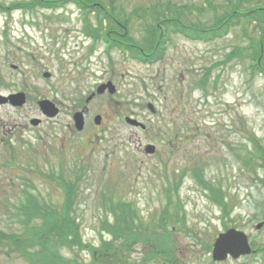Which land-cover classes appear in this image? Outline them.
I'll use <instances>...</instances> for the list:
<instances>
[{
    "label": "rangeland",
    "instance_id": "374dc122",
    "mask_svg": "<svg viewBox=\"0 0 264 264\" xmlns=\"http://www.w3.org/2000/svg\"><path fill=\"white\" fill-rule=\"evenodd\" d=\"M32 1L0 0V95L26 96L21 106L0 103L3 131L12 138L0 146V264H41L33 258L42 252L39 237L28 235L17 210L25 189L61 205L63 189L48 178L61 170L73 176L82 173L75 176L80 233L85 242L105 247L110 260L114 257L111 264L172 263L162 258L144 261L149 249L143 242L130 243L124 235L119 238L103 230L105 221L115 217L106 195L134 203L135 230L141 226L152 230L169 211L173 222L169 226L176 227L171 234L175 264H264V161L251 154L254 138L264 147V72L251 68L255 46L264 34L261 20L247 15L233 19L222 36L209 35L207 40L189 38L173 26L167 30L160 22L163 35L167 32L164 53L143 62L88 36L87 17L74 0L50 7L14 6ZM98 1L108 7L111 3ZM240 2L243 9L264 7V0ZM114 3L119 17L143 10L129 20V33L137 41L148 34L154 6L170 13L178 10L184 21L196 25L210 24L216 12L221 16L228 6L240 5L238 0ZM90 15V23L96 25V11L90 10ZM45 72L50 77H44ZM109 81L115 92L99 95L97 87ZM43 100L59 107L55 119H45ZM84 109L86 126L78 131L73 117ZM97 115L102 116L99 127L94 123ZM127 116L146 128L130 125ZM35 118L45 121L34 127L30 122ZM56 132L62 137L58 143L54 137L39 141ZM148 145L156 146L154 153L146 152ZM193 167L203 172L214 190H222L219 198L228 204L225 212L212 191L197 180ZM69 221L74 226V220ZM227 222L229 228L248 235L255 254L223 262L212 259L207 244L225 232ZM27 225L32 223L27 220ZM73 246H60V253L77 255L87 264H104L95 260L94 247Z\"/></svg>",
    "mask_w": 264,
    "mask_h": 264
},
{
    "label": "trees",
    "instance_id": "16d2710c",
    "mask_svg": "<svg viewBox=\"0 0 264 264\" xmlns=\"http://www.w3.org/2000/svg\"><path fill=\"white\" fill-rule=\"evenodd\" d=\"M37 1L40 3L44 2L43 0ZM66 1L68 0H59V2H57V0L54 2L48 1L49 4L47 5L57 6L59 3H64ZM75 1L82 7L86 5L88 9H94L97 13V24L94 26L88 22L86 26L89 35L93 36L97 41H105L108 49H120L124 53H129L132 57L143 62H152V60L160 58L164 53V43L167 32H164L163 35L162 27H159L160 22H162L163 25H167H165L166 27L164 26L167 30H170L171 26H173L176 32H180L189 38L207 40L211 38L209 35H214L213 37L222 36L223 33L229 29V22L231 20H240L247 15L256 17V20H261V23H263L262 31L264 33V7L257 4L251 6L249 9H243L241 8L240 0H238L240 5L237 3L234 7L228 6L221 16L216 12L210 24H208V21H206L205 24H201L203 21L196 23V25L194 22L190 24L189 22L187 23L186 20L184 21L182 17L179 16L180 14H177L178 10L174 13V9L171 10L169 8L171 10L170 13L169 10L156 9L154 6L151 9L152 20L146 26L148 34L142 41H137L129 33V20L134 14L138 15L139 11L143 10L137 8L133 13L127 16L123 14L122 17H119L118 13H121L117 12L118 8L114 0H111L109 7L107 5L105 6L104 2H99L98 0ZM84 1H87V3ZM92 4H95V6H92ZM18 6L23 7L30 5L21 3ZM90 10H87L88 14ZM103 10L106 11L104 14H102ZM144 16H146V12ZM106 20L109 21L107 26L104 25ZM253 43L256 45V41H253ZM236 49L239 53L244 51V49ZM251 68L254 73L264 72V34H262L259 46H255ZM252 141L253 150L251 154H253L255 158L258 159L260 157L264 161V147L258 143L257 139L254 138ZM251 161L252 159L250 162ZM247 165H249V163H247ZM193 169L197 180L202 183L205 189L212 191L217 197V201L223 205L222 208L225 212L228 208V204L225 198L223 200L219 198V194L222 193V190H214L215 188L212 187L211 183L204 178L203 172L200 173L198 167H193ZM79 174L75 173L73 176V174L71 175L68 171L61 170L56 174L48 175V178L58 181L60 188L63 189L64 201L61 205L47 202L44 198L42 199L32 194L29 190H25L24 199L21 201L17 213H19L22 216L21 219L25 221V225L28 228V235H31L33 239L39 237L38 241L42 248V252H38L33 258L40 261L41 264H87L80 257H77V255L68 257L60 253V246H67L72 249L75 244L78 245L77 248L87 247V245H89L90 249L94 247L95 260L100 263L106 264L110 260V256L105 247L101 246L99 248L100 245L96 246L85 242L80 233V227L77 221L78 216L75 213L77 209V177ZM106 197L110 199L109 207L115 217L113 221H105L103 227L104 231L115 234L119 238L124 235L125 239L130 243H135L138 240L143 242L147 249H149L143 258L144 261L154 262L162 258L163 262L166 261L167 263L175 264L177 261L176 243L172 240L171 234L176 227L175 225L169 226L173 223L170 221L169 211H164L158 224L153 227L152 230L144 226L135 230L134 218L137 217V210L134 203L132 204L131 201H124L123 199L114 200L111 195H106ZM170 197L171 195L169 194V198ZM174 217L176 218V222L181 219L178 211L175 213ZM69 219L74 220V226L70 225ZM27 220L32 223L30 228L27 225ZM224 225L225 230L229 228L228 222L224 223ZM129 230H131V232H129ZM158 230L162 231L160 232ZM101 242L106 246L107 241L104 236H102ZM207 248L211 250L212 245L207 244ZM110 262H114V257H111L109 263Z\"/></svg>",
    "mask_w": 264,
    "mask_h": 264
},
{
    "label": "water",
    "instance_id": "95a60500",
    "mask_svg": "<svg viewBox=\"0 0 264 264\" xmlns=\"http://www.w3.org/2000/svg\"><path fill=\"white\" fill-rule=\"evenodd\" d=\"M50 73H44V77H50ZM109 88L112 93L115 92L116 88L112 82L105 84L99 88V93H102ZM4 102L10 101L13 105L20 106L26 101V97L23 93L12 94L8 97H3ZM148 108L152 112H156L155 106L152 103L148 104ZM41 109L45 115L55 116L58 114L59 109L56 107L55 103L50 100H43L41 103ZM77 127L82 129L84 126V116L82 112L76 114ZM101 116L98 115L95 118L96 123H100ZM33 125H38L40 119L35 118L32 121ZM126 122L132 126L146 128V125L134 117L127 116ZM156 150L155 145H148L146 152L154 153ZM263 226V222L259 223L256 228L260 229ZM252 246L248 235L242 231L235 228H230L227 231L221 233L213 244L212 256L214 261L222 262L227 260L230 256L232 258H240L241 256L249 255L252 253Z\"/></svg>",
    "mask_w": 264,
    "mask_h": 264
},
{
    "label": "flooded vegetation",
    "instance_id": "af4514ba",
    "mask_svg": "<svg viewBox=\"0 0 264 264\" xmlns=\"http://www.w3.org/2000/svg\"><path fill=\"white\" fill-rule=\"evenodd\" d=\"M109 82H111V81H109ZM108 82V83H109ZM108 83H102L101 85H99L98 87H97V93L99 94V95H102V94H104V93H106L107 91L109 92V93H112L111 91H110V89L109 88H106V90L105 91H103L102 93H99L98 91H99V88L101 87V86H103V85H105V84H108ZM113 83V82H112ZM114 85V84H113ZM94 95H95V93H94ZM0 100H2V98L0 99ZM0 103H5V104H11L10 102H4L3 100L2 101H0ZM25 104V103H24ZM56 105V104H55ZM56 107L57 108H59L57 105H56ZM40 108H41V102H40ZM79 112H82V111H78V112H76L75 114H74V117H73V121H74V126L76 127V129L78 130V131H81V130H83L84 128H85V126H86V119L88 118V113H87V109H84V111H83V116H84V126H83V128L82 129H80V128H78L77 127V123H76V119H75V117H76V114L77 113H79ZM60 113V109H59V112H58V114ZM58 114L57 115H55V116H49V115H44L45 116V119L46 120H50V119H55V117L56 116H58ZM32 121V120H31ZM45 120H43V119H40V123L38 124V125H33L32 124V122H30V124H32L34 127H37V126H40L41 125V123H43ZM94 123H95V118H94ZM96 124V126H100L101 124H102V116H101V121H100V123H95ZM4 130V126H3V122H2V120H0V146H2L3 144H5V143H7V144H10V139H12V138H9L8 137V132H4L3 131ZM57 134H54V135H43V136H40L39 137V141H42V139L43 140H49V139H51V137H54V141H57V143H58V140H60L61 138L59 137V134H58V132H56ZM64 137H65V134H64ZM46 140V141H47ZM0 166H1V160H0ZM25 190H27V189H25ZM24 190V191H25ZM254 253H256V250H255V252Z\"/></svg>",
    "mask_w": 264,
    "mask_h": 264
}]
</instances>
